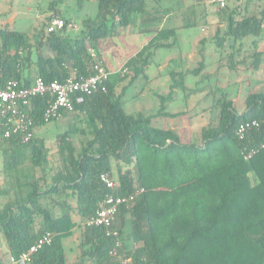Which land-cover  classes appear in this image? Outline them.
<instances>
[{"label": "trees", "instance_id": "obj_1", "mask_svg": "<svg viewBox=\"0 0 264 264\" xmlns=\"http://www.w3.org/2000/svg\"><path fill=\"white\" fill-rule=\"evenodd\" d=\"M76 1L81 6L87 0ZM177 1L96 0L95 17L84 19L76 34L67 32L70 20L63 19L61 30L46 34L41 28L32 40L23 31L0 25V87L10 79L21 86H29L37 76L62 80L71 68L90 75L89 50L101 59L104 41L125 27L155 23L169 13L179 19L181 27L207 25L203 19L209 8L221 18L218 23L224 19L215 42L222 47L230 41L234 50L228 58L232 61L241 54L237 64L250 59L249 70L260 68L258 40L264 6L257 3L261 0H229L222 8L196 0L192 9L173 6ZM167 39V29L158 30L126 60L131 75L110 74L106 91L85 96L83 102L74 104L70 116L62 114L73 117L56 136L53 163L48 162L43 137L36 134L57 119L43 120L48 96L34 97L25 108L33 119L29 141L22 142L17 135L4 138L0 127L2 173L14 191L13 198L0 206V232L7 245V257L0 256V264H6L10 256L17 258L45 232L53 233L51 242L26 264H67L63 241L75 230L80 232L76 264H123L125 257L132 264H264V149L259 148L264 142V91L247 92L241 110L225 94L213 95L216 122L202 126L198 140L153 123L158 116L184 113L165 111L176 90L186 91L180 70H169V91L157 95L155 113L127 112L123 108L126 89L144 74L156 50L170 47ZM204 65L201 60L190 72L198 75ZM194 92L190 89L185 96ZM247 119H256L260 125L241 140L235 128ZM81 120L86 130L76 127ZM75 132L90 136L79 148L69 139ZM252 150L255 153L245 158ZM102 172L114 177L115 194L143 189L132 204L120 208L112 223L121 240L119 247L103 227L86 224L110 191L99 179ZM8 192L0 189L1 195ZM126 217L130 229L122 237Z\"/></svg>", "mask_w": 264, "mask_h": 264}, {"label": "rangeland", "instance_id": "obj_2", "mask_svg": "<svg viewBox=\"0 0 264 264\" xmlns=\"http://www.w3.org/2000/svg\"><path fill=\"white\" fill-rule=\"evenodd\" d=\"M172 1V0H171ZM176 1V0H175ZM196 1V0H192ZM52 2V3H51ZM178 4H173V6L183 7L184 9L187 7L189 9H192L195 5H186L183 3V0L177 1ZM50 3V6H49ZM64 3V4H62ZM0 13L3 14L2 19L0 20L1 26H7V27H15L18 30L25 31V33L28 35V37L32 40L33 37L36 35L37 31H39L41 28L44 29L45 26V20L47 18V15L54 11L53 13L57 14L63 19L71 20L74 22V24L77 26L75 30H71L68 28L69 34H76L82 27V21L86 18H94L97 12V4L96 0H87L82 3V5H78L76 0H63V2L59 3H53L52 0H2L0 1ZM170 6V5H169ZM31 7V9H30ZM50 7V8H48ZM202 5H199L198 8H201ZM48 8V11H45ZM177 8V7H176ZM197 8V7H196ZM43 12V16L41 19H39L38 14ZM30 10V11H29ZM49 12V13H48ZM31 13V14H30ZM16 14V17L14 20L9 19L12 16ZM213 16L215 19L207 24L205 27L206 32L204 33L203 41H199L198 44L195 46L190 45L187 48V52H179L177 55H168L166 54L165 60L161 58V56L164 54L165 49H159L157 52L155 58H152V61L150 62L149 66L147 67V70L145 71V74H142V76H138L132 85L128 86V88L125 91L124 95V103L123 108L129 112V113H141L146 114L147 112H154L155 106H152L150 102H147L145 100L140 101L141 103L145 104V107L147 108L144 111H137L136 106L139 104L138 99H135V95L137 92L143 87V91L145 94V98L148 99L152 96V92H156L157 89L160 91H166L168 92V87L166 88L164 85H162L163 78L166 76H161L160 84L155 86V82L150 76L156 75L161 71V73H166L170 69L172 70H180L184 72V79L183 83L185 85V90L188 91L190 89L195 90L192 94H187V96H190L188 98V102L184 103V97L186 91L184 90H177V94L175 97L176 101L173 103V109L176 111H181L184 106L187 111L184 113V116L181 115L175 120H171L170 123L174 127V130L181 133L186 138H194L199 139V132L202 126L208 124V123H215L217 118V108L212 105L213 103V95L220 97L222 94H225L227 98H230L232 102L234 103V106L237 110H241L244 107V99L245 95L249 91H264V78H260L264 74V66L262 69H260L259 73L257 72V75L252 77L248 81L249 76V70L247 68L248 63L251 61L250 59L247 60V62L243 64H237V60L239 61L241 59V54L239 56L234 55L233 60L231 61L228 58V54L231 53L234 49L230 46V41L226 40V42L223 44L222 47H219L217 43L215 42V32L217 28H220V30L224 29V22L222 19L221 23H218V20H221V18H218V15L216 13H213ZM22 17H25L22 18ZM219 24H222L219 26ZM191 34H197L200 31V28L197 26H192L191 28H188ZM264 29V27L262 28ZM133 28L131 26L125 27L123 29V33L126 32H132ZM264 31V30H263ZM222 33H220L221 35ZM148 35L146 34H139V38H147ZM113 39H107L104 41L103 46H107V44L112 43ZM122 38L118 39V42L121 43ZM125 41V37L124 40ZM259 41V40H258ZM248 42V41H247ZM119 43V44H120ZM116 45L109 46L111 50H114ZM259 49H262V63H264V37L261 39V42L258 43ZM126 54H124V59L122 61H117L118 63L115 65H109L106 61H104L102 55H104L106 52L102 55H100V60L104 64L106 68L111 69H119L122 68V64L125 61L126 57L131 55L133 52H129L127 50ZM176 53V52H175ZM235 54V52H234ZM120 56H123V52H119V59ZM168 57H172L174 61L168 60ZM160 58L162 60H160ZM168 60V63H167ZM203 60L204 66L202 67L201 71L198 75H193L190 71L194 68H196L199 64V61ZM116 62V61H115ZM166 62V63H165ZM230 62L232 64H235L236 67L232 68L230 67ZM164 63V64H163ZM159 65L161 67H159ZM166 66L162 68L163 66ZM129 75H131V70L127 68L126 71ZM260 74V75H258ZM143 75L147 77L148 80L144 79ZM157 76V75H156ZM160 76V75H159ZM130 76L127 77L129 79ZM149 77V78H148ZM169 78V76H167ZM126 79V80H127ZM171 82V80L169 79ZM261 81V82H259ZM169 82V83H170ZM165 88L167 90H165ZM213 90V91H212ZM158 105V102L156 100V107ZM170 104H167V110L173 111L172 107H169ZM146 112V113H145ZM73 114L70 113L69 116ZM193 114V115H191ZM191 115V117H189ZM68 116V117H69ZM73 117V116H72ZM72 117H69L72 119ZM65 117H59L56 120H52L48 123H46L44 126L40 127L36 130V134L38 136H42L44 139V144L48 148V162L51 164L57 157V134L59 132H62L67 126H68V120ZM168 121H159L155 122V125L157 126H163ZM77 128H84L86 130V124L83 120L78 121L76 123ZM90 136L88 134H82L80 132H75L72 134V136L69 137L70 141L73 143V145L76 148H79L82 143L84 144L87 139H89ZM1 160V156H0ZM49 165V164H48ZM1 163H0V172H1ZM37 175H40L41 172L38 170ZM0 181L4 186H8L9 181L2 177L0 174ZM9 198V197H7ZM13 198V196H12ZM6 199V198H4ZM129 217H127V222L123 228L122 231V237H125L128 235L130 224H129ZM129 243V241H127ZM66 248L67 257H69L70 252L68 251L66 244H64ZM7 245L3 240L2 235H0V256L7 257ZM67 262L68 258H67Z\"/></svg>", "mask_w": 264, "mask_h": 264}, {"label": "built area", "instance_id": "obj_3", "mask_svg": "<svg viewBox=\"0 0 264 264\" xmlns=\"http://www.w3.org/2000/svg\"><path fill=\"white\" fill-rule=\"evenodd\" d=\"M201 1L204 4L222 8L229 0ZM64 24L65 22L61 17L52 15L46 23L45 33L50 34L59 31L64 27ZM67 26L70 29L76 28L75 24L72 23H68ZM89 52L93 60L90 75L80 74L75 68H71L68 75L62 80L46 81L41 76H37L29 86H21L17 80L10 79L4 86L0 87V127L3 129L2 136L8 138L17 135L22 142H27L32 138L33 119L25 108L30 105L34 97H49V103L43 113V120L48 122L51 119L61 117L63 113H71L74 110V104L83 102L85 96L97 91H106V81L111 71L104 66L95 50L90 49ZM126 70V68H122L119 72L124 74ZM259 125L256 119L242 120L236 125L235 135L242 140L249 132L257 129ZM259 148L264 149V142L261 143ZM255 151L247 152L244 157H251ZM99 179L110 191L98 202L95 213L87 220L86 224L103 227L106 235L116 238L115 245L119 247L121 240L118 238L117 231L111 228L112 223L120 208L132 204L136 195L143 189H137L126 195H119L113 192L115 180L109 172H102ZM52 238V232L43 233L17 258L10 256L6 264H26L31 255L43 245L49 244ZM122 263L132 264V261L129 257H125Z\"/></svg>", "mask_w": 264, "mask_h": 264}, {"label": "crops", "instance_id": "obj_4", "mask_svg": "<svg viewBox=\"0 0 264 264\" xmlns=\"http://www.w3.org/2000/svg\"><path fill=\"white\" fill-rule=\"evenodd\" d=\"M0 1H2V0H0ZM52 1L54 2L55 0H52ZM183 3H185L187 6L188 5H192V4L195 5V2L192 1V0H183ZM62 4H64V3H62ZM257 4L264 6V0L259 1ZM49 6H50V3H49ZM241 6L242 7H245L246 5L241 4ZM250 7H253V6H250ZM48 8H50V7H48ZM48 8L45 11H48ZM30 9H31V7H30ZM38 11H40V9ZM40 12H42V13H39L38 14L39 19L42 18L44 11H40ZM53 12L54 11H52L50 13L48 12L49 14L47 15V18L45 20L44 32H45L46 23H47L49 17L52 16V15H57V14H55ZM205 14H206V17L203 20L207 21L208 23L211 22V21H213L215 19V17L213 16L210 8L209 9H206V13ZM2 17H3V14L0 13V20L2 19ZM15 17H16V14L14 16H12L11 18H9V19L14 20ZM22 18L25 19V17H22ZM69 23L74 24V22H72L71 20L69 21ZM220 25H222V24H219V26ZM130 26L133 28L132 32L123 33V30H120L121 32H119L116 36L110 38V39H113L112 40V43H109V44H107V46L103 47V49L101 51V55L104 53V51L106 52L104 55H102V57H103L104 61L107 62V64H109V65H115V64H117L118 63L117 61H122V59H124V54H126V51L125 50H127L129 52L132 51L133 53L131 55L127 56L126 59H125V61L122 64V68H126L127 69V67L125 66L126 60L129 57L134 56L145 44H147L154 37V35L156 34V32L158 30L162 29V28L163 29L164 28L167 29L168 39L165 40V42H167L168 45L170 44V47L168 46V47H165V48H160L161 50L162 49H165L164 50L165 51L164 54L161 56V58L163 60H165L166 54L168 56V55H171V54L172 55H177L179 52H182V53L183 52H187V48L190 45H193V46L196 47V45L198 44V42L203 39V37L205 35L204 33L206 32L205 27L207 25L200 23L197 26V27L200 28L199 33H197V34H194V33L191 34L190 32H188L189 31L188 28H191V27H181V24H180L179 19H177V18L175 19L174 16H173V14H170L169 13L162 20L157 21L155 23H153V22H151V23H145V24L144 23H136V24H133V25H130ZM263 27H264V23L262 24V28ZM9 28L16 29L15 27H10V26H9ZM170 29H174V30H170ZM72 30H75V29H72ZM263 30L264 29H262V31H261V35L259 37L258 43L261 42V39L264 37V31ZM20 31H22V30H20ZM23 32H25V31H23ZM139 34H146L148 36H147V38L143 39V38H139ZM124 37H125V41H123L124 40ZM120 38H122L121 43L118 42V39H120ZM112 44L113 45H116V47H115L114 50H111V48H109V46H112ZM120 51L123 52V56H120L121 59L118 60V58H119V52ZM158 51H159V49L155 51V55H154L153 58H155V56H156V54H157ZM260 51H262V49H260ZM161 58H160V60H162ZM167 59L168 60H171L172 57H168ZM174 59H172V62L174 61ZM168 60H167V63H168ZM148 66L149 65H147V67ZM162 66H163L162 68L166 67L164 65H162ZM263 66H264V63H261V66H260V68L257 71H249V73H250L249 76L250 77L248 78V81L250 79H252V77L256 76L257 75V72L259 73L260 69H262ZM147 67H146L145 71L147 70ZM159 67H161V66L159 65ZM122 68L114 69V70L111 69V68H109V71H111V74H112V73L119 72V70H121ZM145 71H144V74H145ZM168 73H169V71L166 72V73H163V72L161 73V71H160L159 73L156 74L157 76L156 75L150 76V80L152 78L153 81L155 82V86H156V85L160 84V82H159L161 80L160 77L166 75L163 78L162 85H164L166 88L168 87V91H169V85L171 83L169 81V79L171 80V78H170V76H169ZM121 75H123V74H121ZM258 75H260V74H258ZM167 76H169V78ZM260 76H261L260 78H262V77L264 78V74H263V76L262 75H260ZM143 77H144V79L148 80L147 77H145V75H143ZM158 79H160V80H158ZM259 82H261V81H259ZM166 88H165V90H167ZM165 92L166 91H164V93H163V91H160V90L157 89L156 92H152V96L151 97H149L148 99H146L145 98L144 91H143V87H142L137 92V94L135 95L136 96L135 99H138V102H139V104L136 106V110L139 111V112H141V111H144V110L147 109L145 107V104L140 102V101L145 100L147 102H150L152 104V106H155V109H154L155 111L152 112V113H155L156 110L158 109V106H159V99H158V96L157 95H166L168 93V92L167 93H165ZM176 94H177V90L173 94L172 99L165 104V111L168 112V113H176V112H181V111L184 112V113H186L187 109H185V106H184V108L181 111H176L175 112V109H173V103L176 101V99H178L177 97H175ZM190 96H192V95H190ZM190 96L184 97V103L183 104H185V103L188 102V98ZM156 100L158 102L157 107H156ZM167 104H170L169 107H172V110L173 111H169V110L166 109L167 108ZM141 113H143V112H141ZM184 113L182 114L183 116H184ZM146 114H151V112H147ZM179 116H181V115H179ZM175 118H177V117L158 116V117H155L153 119V123L155 125V122L168 121L163 126L162 125L161 126L162 127H166V128H170L169 126H171V124H172V123H170V121L171 120H175ZM171 129L174 130V127L172 126ZM0 163H1V167H2V160H0ZM0 174L2 175L3 178L7 179L3 175V173H2V168H1ZM7 180L9 181V179H7ZM45 183H49L48 177H46ZM1 188L8 189L9 192L7 194H2V195L0 194V206H2L6 201L11 200L12 199V196H13V193H14L13 189L9 187V184H8V186H4L2 184V182L0 181V189ZM7 197H9V198H7ZM4 198H6V199H4ZM128 220H129V218H128ZM126 222H127V217H126L125 224H126ZM0 235H2L1 232H0ZM79 235H80L79 230H75V232L73 233V235H70L69 237H67L63 241V244H66V247H67L68 251L70 252L69 257L66 256L68 258V261H69V262H67V264H76V262L78 260V256H79V250H78V239H79ZM125 241L127 243V240H125Z\"/></svg>", "mask_w": 264, "mask_h": 264}]
</instances>
